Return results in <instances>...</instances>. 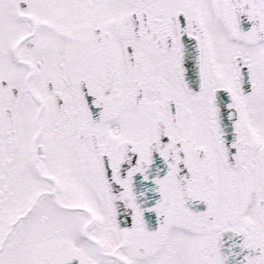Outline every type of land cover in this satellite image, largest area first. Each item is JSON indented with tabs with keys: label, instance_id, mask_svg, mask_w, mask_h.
<instances>
[{
	"label": "snow or ice",
	"instance_id": "1",
	"mask_svg": "<svg viewBox=\"0 0 264 264\" xmlns=\"http://www.w3.org/2000/svg\"><path fill=\"white\" fill-rule=\"evenodd\" d=\"M0 264H264V0H0Z\"/></svg>",
	"mask_w": 264,
	"mask_h": 264
}]
</instances>
